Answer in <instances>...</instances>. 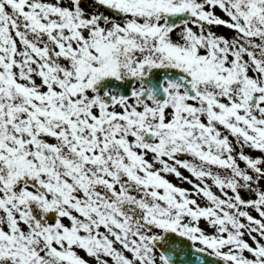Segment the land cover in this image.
<instances>
[{"label":"snow or ice","instance_id":"1","mask_svg":"<svg viewBox=\"0 0 264 264\" xmlns=\"http://www.w3.org/2000/svg\"><path fill=\"white\" fill-rule=\"evenodd\" d=\"M0 264H264V0H0Z\"/></svg>","mask_w":264,"mask_h":264},{"label":"rangeland","instance_id":"2","mask_svg":"<svg viewBox=\"0 0 264 264\" xmlns=\"http://www.w3.org/2000/svg\"><path fill=\"white\" fill-rule=\"evenodd\" d=\"M186 175H187V173H185ZM184 187H188V185H183ZM81 255H84V253L83 252H81Z\"/></svg>","mask_w":264,"mask_h":264}]
</instances>
